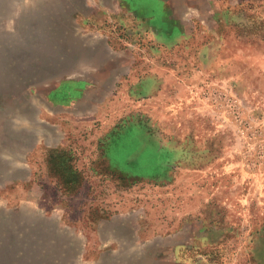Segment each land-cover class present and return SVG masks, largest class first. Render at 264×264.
Segmentation results:
<instances>
[{
  "label": "rangeland",
  "instance_id": "1",
  "mask_svg": "<svg viewBox=\"0 0 264 264\" xmlns=\"http://www.w3.org/2000/svg\"><path fill=\"white\" fill-rule=\"evenodd\" d=\"M129 3L0 0V264H264V0Z\"/></svg>",
  "mask_w": 264,
  "mask_h": 264
},
{
  "label": "crops",
  "instance_id": "2",
  "mask_svg": "<svg viewBox=\"0 0 264 264\" xmlns=\"http://www.w3.org/2000/svg\"><path fill=\"white\" fill-rule=\"evenodd\" d=\"M128 4L129 0H125ZM132 6H137V5H133L130 4ZM82 81H80L79 83H81ZM79 83H75L73 81L70 80H62L60 81L58 84H56L55 86H53L52 88L49 89L48 91V97L50 101H54L57 103H63L65 100L64 98H68V95L72 92H76L79 90V88H82V86ZM58 93L62 94V97L59 98Z\"/></svg>",
  "mask_w": 264,
  "mask_h": 264
}]
</instances>
